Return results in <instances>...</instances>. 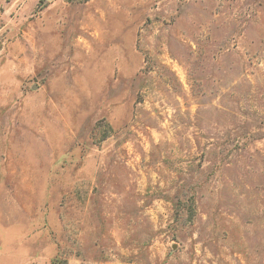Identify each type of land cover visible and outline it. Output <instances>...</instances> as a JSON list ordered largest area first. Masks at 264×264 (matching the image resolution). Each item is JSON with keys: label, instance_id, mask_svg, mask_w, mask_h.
<instances>
[{"label": "rangeland", "instance_id": "rangeland-1", "mask_svg": "<svg viewBox=\"0 0 264 264\" xmlns=\"http://www.w3.org/2000/svg\"><path fill=\"white\" fill-rule=\"evenodd\" d=\"M0 264H264V0H0Z\"/></svg>", "mask_w": 264, "mask_h": 264}]
</instances>
